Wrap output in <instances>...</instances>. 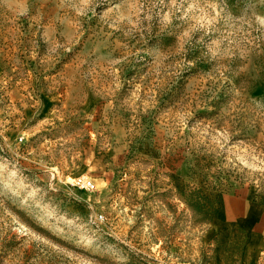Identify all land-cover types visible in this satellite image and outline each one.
<instances>
[{"label":"rangeland","instance_id":"374dc122","mask_svg":"<svg viewBox=\"0 0 264 264\" xmlns=\"http://www.w3.org/2000/svg\"><path fill=\"white\" fill-rule=\"evenodd\" d=\"M240 192L264 0H0V264H210Z\"/></svg>","mask_w":264,"mask_h":264},{"label":"crops","instance_id":"0c3cea01","mask_svg":"<svg viewBox=\"0 0 264 264\" xmlns=\"http://www.w3.org/2000/svg\"><path fill=\"white\" fill-rule=\"evenodd\" d=\"M211 224L217 250L210 264H264V199L247 192L226 196Z\"/></svg>","mask_w":264,"mask_h":264},{"label":"built area","instance_id":"2783aa9c","mask_svg":"<svg viewBox=\"0 0 264 264\" xmlns=\"http://www.w3.org/2000/svg\"><path fill=\"white\" fill-rule=\"evenodd\" d=\"M79 184V189H85V190H92L94 188V184L90 180H83Z\"/></svg>","mask_w":264,"mask_h":264}]
</instances>
